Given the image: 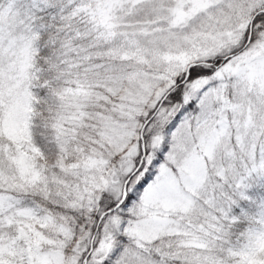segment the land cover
I'll return each instance as SVG.
<instances>
[{
  "label": "snow or ice",
  "instance_id": "obj_1",
  "mask_svg": "<svg viewBox=\"0 0 264 264\" xmlns=\"http://www.w3.org/2000/svg\"><path fill=\"white\" fill-rule=\"evenodd\" d=\"M0 264H264V0H0Z\"/></svg>",
  "mask_w": 264,
  "mask_h": 264
}]
</instances>
